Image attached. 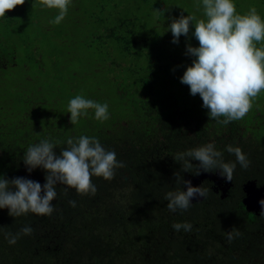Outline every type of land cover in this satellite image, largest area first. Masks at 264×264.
<instances>
[{"label":"trees","instance_id":"16d2710c","mask_svg":"<svg viewBox=\"0 0 264 264\" xmlns=\"http://www.w3.org/2000/svg\"><path fill=\"white\" fill-rule=\"evenodd\" d=\"M34 2L0 18V178L43 185L45 170L29 174L23 157L46 138L59 142V154L68 138L95 137L124 167L112 179L92 177L95 194L58 184L50 216L12 217L0 209V264H264V215L243 202L246 183L264 186V92L239 121L209 119L200 96L180 82L193 59L185 55L189 40L174 44L168 31V17L181 12L203 18L202 0H72L59 25L50 23L57 10L33 9ZM234 3L238 13L255 6L264 18V0ZM26 12L28 29L16 21ZM190 42L198 46L194 37ZM76 95L107 103L109 119H95L90 109L72 125L67 106ZM208 143L236 163L233 185L224 192L211 177L218 170L201 172L196 186L203 184L207 197L171 212L166 193L183 190L174 173L200 177L198 161L183 172L173 157ZM228 145L242 149L249 167ZM174 223L191 231L177 232ZM25 226L32 234L10 245L6 235ZM233 228L240 235L229 243Z\"/></svg>","mask_w":264,"mask_h":264},{"label":"clouds","instance_id":"9594fccd","mask_svg":"<svg viewBox=\"0 0 264 264\" xmlns=\"http://www.w3.org/2000/svg\"><path fill=\"white\" fill-rule=\"evenodd\" d=\"M25 2L0 0V18ZM71 3L72 0H35L32 8L40 5L57 10V15L50 23L59 25L67 16ZM200 7L198 3L197 8ZM202 8L203 18L185 16L183 12L179 18L168 17L171 21L168 31L172 33L174 44H179L181 36L189 40L185 55L193 59L180 82L189 87L192 96H200L203 108L208 110L209 119L227 125L243 119L252 109L254 101L264 92V18L255 6H250L244 14L238 13L234 0H202ZM162 14L159 9L154 12L157 19ZM192 37L198 41V46L192 45ZM108 108L107 103L76 95L68 102L67 111L70 113V123L75 125L82 116L88 115L90 109L94 110L95 119H109ZM57 143H53L51 138L42 139L28 146L24 153L23 163L29 174L37 168L45 170L46 182L43 185L26 177L0 178V209H8L12 217L29 212L50 216L55 210L53 201L57 197L58 184L75 189L81 195L95 194L97 189L92 177L112 179L115 169L124 167L117 160L115 151L106 150L95 137L81 135L68 138V147L60 150L59 154L54 151ZM226 151L235 155L236 162L242 168L249 167L250 161L240 147L228 145ZM222 155L213 143H208L177 153L173 158L181 162L183 172H189L194 166L192 161H198L195 175L218 170L226 182H231L237 165L224 162ZM174 177L177 184H182L183 190L166 193L164 199L171 212L187 210L193 199L207 197L209 190L203 184L193 186L192 181L185 180L178 171ZM69 203L76 206L75 200ZM259 204L261 215H264V199ZM173 228L177 232L181 229L187 232L191 231L192 226L174 223ZM32 232L30 226H25L15 235L8 233L5 238L10 245H14L21 234L31 235ZM239 235V231L233 228L226 232V239L231 243Z\"/></svg>","mask_w":264,"mask_h":264},{"label":"water","instance_id":"95a60500","mask_svg":"<svg viewBox=\"0 0 264 264\" xmlns=\"http://www.w3.org/2000/svg\"><path fill=\"white\" fill-rule=\"evenodd\" d=\"M205 175H200L198 179H194L192 181L193 186H196L199 183V180L203 179ZM212 179L216 180L218 184L224 183L225 186L221 187L224 192L228 191V189L233 185V181L226 182L225 178H222L219 174V171L216 174H211ZM244 190L246 192V196L243 199L246 208L249 211L259 213L262 211L259 201L264 199V186L258 187L256 183L249 182L244 186ZM193 200H199V198H195Z\"/></svg>","mask_w":264,"mask_h":264},{"label":"rangeland","instance_id":"374dc122","mask_svg":"<svg viewBox=\"0 0 264 264\" xmlns=\"http://www.w3.org/2000/svg\"><path fill=\"white\" fill-rule=\"evenodd\" d=\"M50 14H51V12H50ZM16 17L19 18V20H16V21L19 22V24L21 22L23 24L24 28L28 29V22L31 23L30 22L31 21L30 13L29 12H26V14L21 13V14L16 15ZM18 61H20V60H18Z\"/></svg>","mask_w":264,"mask_h":264},{"label":"flooded vegetation","instance_id":"af4514ba","mask_svg":"<svg viewBox=\"0 0 264 264\" xmlns=\"http://www.w3.org/2000/svg\"><path fill=\"white\" fill-rule=\"evenodd\" d=\"M0 61H1V60H0ZM8 61H9L8 59H5V60H4L5 65H7Z\"/></svg>","mask_w":264,"mask_h":264}]
</instances>
